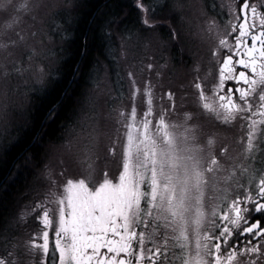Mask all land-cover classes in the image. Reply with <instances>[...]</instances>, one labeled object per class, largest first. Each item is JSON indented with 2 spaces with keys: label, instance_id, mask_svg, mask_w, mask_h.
<instances>
[{
  "label": "snow or ice",
  "instance_id": "1",
  "mask_svg": "<svg viewBox=\"0 0 264 264\" xmlns=\"http://www.w3.org/2000/svg\"><path fill=\"white\" fill-rule=\"evenodd\" d=\"M77 6L76 0H64L62 5L56 0H0V81L14 82L0 99V162L24 142L36 119L32 101L46 94L49 82L58 71L48 64L37 65L33 71L35 49L22 56L18 52L30 41L39 37L43 42L49 35L44 27L38 26L45 18L50 20L48 27L59 33L61 39L71 36L80 21V16L73 11ZM120 7L121 12H111L96 25L106 49L111 47L113 25H123L125 40L133 36L141 40L146 33L155 32L163 25L167 27L164 43L183 45L194 32L192 21L203 18L202 6L197 0H132L130 7L135 20L126 10L128 6ZM214 7L221 8L222 22L215 18L207 20L206 26L195 29V35L211 42L207 49L208 63L216 66V78L208 83L197 74L191 86L199 100L205 103L209 98L215 100L228 118L241 113L236 119L243 125L242 142L249 151L255 149L258 155L264 156V0H232L227 5ZM163 10L168 15L161 19L159 14ZM82 44L86 53L87 37H82ZM24 63L29 65L28 69L21 67ZM144 68L151 71L154 65H144L141 74ZM102 70L106 69L99 60L90 65L85 74L87 84L97 87ZM25 72L29 75L21 83ZM75 74H81L79 65L75 67ZM156 75L159 82L161 74ZM116 77L117 85H122L124 77L119 72ZM156 87L150 77L141 85L137 73L127 74L128 98L133 105L140 96L145 105H163L167 101L168 107L174 109L176 92L157 93ZM9 93L22 97L23 104L9 100ZM24 104L31 106L25 109ZM55 111V108L49 111L50 118L54 119ZM51 142L40 145L49 157ZM36 144L32 142L30 146ZM20 159L27 161L32 157L24 152ZM260 163L264 165V160ZM21 167L19 163L13 165V179ZM44 181H48L47 185ZM33 183L38 193L46 188L42 199L25 206L26 213L34 214L32 220L38 227L22 238L16 234V225L28 223L26 215L5 218L0 227V264H157L154 254L145 253L136 234L128 227L114 189L107 184L90 187L81 180L66 179L63 191L58 192L47 165L43 172L33 176ZM217 223L210 264H264V166L245 181L239 194L221 210Z\"/></svg>",
  "mask_w": 264,
  "mask_h": 264
},
{
  "label": "rangeland",
  "instance_id": "2",
  "mask_svg": "<svg viewBox=\"0 0 264 264\" xmlns=\"http://www.w3.org/2000/svg\"><path fill=\"white\" fill-rule=\"evenodd\" d=\"M221 1L197 0V3L202 6L203 18L192 21L194 32L188 37L185 44L177 45L179 47H175L174 43H164L163 38L167 34V27L163 25L155 32L145 34L141 40H137L135 36L130 40H125L123 37L117 38L121 42L120 50L117 52L113 48L110 51L108 56L110 69L106 70L102 75L100 74L99 85L91 87V91L87 94L86 103L89 109L97 110V113L93 116L88 111L82 116L80 123L78 117V123L75 126L72 125L71 129L68 132L66 131L67 134L65 133L66 137L62 140V143L56 145L55 155L52 157V153L51 158L45 161L43 167L40 168L42 170L39 169L41 173L44 171L45 165H47L51 182L56 184L58 192L63 191L66 179L81 180L88 183L90 187L107 184L110 188L114 189L115 196V192L120 191L121 187H123V191L127 196L131 194L132 190L135 204L134 210L138 212L139 201L142 199L141 193L138 192L140 186V173L138 169H141L145 162H141L144 159L142 158V152L139 149L136 150V148L140 145L141 140H145L146 136H150V130H145V128L150 124V121L152 122L157 119L155 111L161 105H145L140 96L137 97L133 105V102L128 98L127 74L129 72L137 73L141 85L145 78L150 77L153 83L157 85V93L167 90L175 91L178 97L175 106L183 111L180 118L175 120L183 130L187 131L189 129L190 118L186 111L191 104L196 103L187 92V90H195L189 83L192 82L193 77L197 74L202 78H206L208 83H211L208 80L206 69L215 67V65L208 63L207 49L211 42L200 40L195 35V29L201 25L206 26V21L213 19V15L210 19L207 16V12L212 10L214 6L227 4V1L223 0L220 3ZM56 2L62 5L64 0H56ZM218 8L221 10L220 7ZM167 15V10H163L160 12L159 17L163 19ZM49 23L50 20L45 18L44 23L38 25L44 27L49 33L47 37L43 38V42L38 37L30 41L28 46L18 52V56H22L30 49H35L36 55L32 61L33 71L37 65L43 66L45 60H51V62H46L48 65L54 64L49 50L55 44L51 39L52 34L55 37H59V33L49 28ZM180 49L183 50L181 51ZM181 53H185V56L187 53L191 55L187 63L180 59ZM173 54L178 57L177 64L179 65L183 62L186 64V68L177 69L176 65L173 68V60L175 59ZM148 63H152L154 68L151 71L144 68L141 74L142 67ZM21 67L28 69L29 65L24 63ZM50 67L52 68V66ZM197 68H199L198 73L196 72ZM9 70L11 71V69ZM117 72H119L121 77H124L122 85H117L116 83ZM157 73L161 74L159 82H157ZM28 75L29 72H25L20 82L23 83ZM188 77L190 79L187 81L186 78ZM28 82L30 83L31 81ZM13 83L12 81H0V99L3 98L4 90L6 88L10 89ZM181 96L184 99H180L179 97ZM8 99L20 104L22 97L9 93ZM163 105L168 106L167 101ZM168 110H172V108H168ZM171 120H174V118H171ZM127 149H133L136 154L135 160L132 161L133 165L131 169L127 168L129 160ZM61 172H63V175H60ZM43 183L47 185L48 181H44ZM127 187L130 191L127 190ZM34 188L35 185L33 183L31 189L23 196L13 216L26 215L28 223L16 225V234L22 238H26L28 233L38 227L32 220L34 214L30 212L26 213L25 206L37 199H42L46 188H42L39 193ZM132 195L129 196L132 197ZM149 208H152V206L149 205ZM173 226H167V230H165L166 238H168L170 247L173 245L179 248L181 257H183L186 249L184 241L187 240V232L175 229L170 235V230ZM50 240L52 241L51 232Z\"/></svg>",
  "mask_w": 264,
  "mask_h": 264
},
{
  "label": "flooded vegetation",
  "instance_id": "3",
  "mask_svg": "<svg viewBox=\"0 0 264 264\" xmlns=\"http://www.w3.org/2000/svg\"><path fill=\"white\" fill-rule=\"evenodd\" d=\"M209 11V18L213 15L222 22L218 7ZM206 71L212 82L216 66ZM187 92L196 102L186 111L189 129L183 130L175 120L183 111L177 106L168 110L167 105H161L155 111L157 119L145 128L150 130V136L138 143L136 150L142 152L141 162H145L138 169V192L142 198L138 212L134 210L132 190V197L124 193L123 187L115 192L128 227L145 253L154 254L157 264H210L221 210L239 194L245 181L264 166L260 163L264 156L255 149L249 151L242 142L243 125L236 119L241 113L228 118L215 100L209 98L205 103L199 100L196 90ZM206 94L210 95L207 89ZM127 152V168L131 169L136 154L133 149ZM127 190L130 191L128 187ZM168 225H174L170 235L175 229L187 232L183 257L179 248L170 247L165 234Z\"/></svg>",
  "mask_w": 264,
  "mask_h": 264
},
{
  "label": "trees",
  "instance_id": "4",
  "mask_svg": "<svg viewBox=\"0 0 264 264\" xmlns=\"http://www.w3.org/2000/svg\"><path fill=\"white\" fill-rule=\"evenodd\" d=\"M131 2L132 0H76L78 6L73 11L74 14L80 16V21L74 27L73 34L66 39H61L60 34L59 37L52 34L51 39L55 44L51 46L50 50L55 55L50 52V57L51 59L53 57L54 62L50 66L53 70H58L57 74L49 82L46 94L32 101L36 109V119L28 129L24 142L18 148H14L7 158L0 162V227L3 226L5 218L11 219L15 215L23 196L31 189L33 176L42 170L40 168L45 162L41 163V159L46 152L40 145H46L48 141H52L48 145L52 154L56 145L59 144L57 141L64 140L66 131L68 132L72 125L75 126L78 123V117L80 123L82 116L88 111L93 116L97 113V110L89 109L86 103L87 94L91 91L92 86L87 84L85 74L88 72L89 66L97 60L103 69H110L108 56L113 48L117 52L120 50L121 42L117 38L122 37L123 25L112 26L113 40L110 49H106L101 43L96 25L100 20H106L111 12H121L120 6H128L126 10L129 11L131 19L135 20V14L130 7ZM82 37H87L88 40L86 53L83 52ZM174 46L179 47L175 43ZM174 56L173 68L177 66V69L186 68L185 63L191 57L189 53L186 56L185 53H181L180 59L185 63L182 62L178 65V57ZM47 61L51 62L48 59L43 64H47ZM77 65L81 68L79 75L75 74ZM105 71L102 70L100 74L102 75ZM189 79V77L186 78L187 81ZM20 104H23V98ZM30 106L24 104L25 109ZM53 108L56 109L53 113L54 119L48 115ZM32 142H37L35 147L30 146ZM24 152H27L32 159L27 161L20 159ZM16 163L22 167L14 173L15 178L13 179L11 174L13 165ZM25 164L27 166L23 167Z\"/></svg>",
  "mask_w": 264,
  "mask_h": 264
},
{
  "label": "bare ground",
  "instance_id": "5",
  "mask_svg": "<svg viewBox=\"0 0 264 264\" xmlns=\"http://www.w3.org/2000/svg\"><path fill=\"white\" fill-rule=\"evenodd\" d=\"M52 153H53L52 156H54L56 152L54 151V152H52ZM49 158H51V157H49V156H47L46 154H44L43 157H42V159H41V161H42L41 163L47 161Z\"/></svg>",
  "mask_w": 264,
  "mask_h": 264
}]
</instances>
